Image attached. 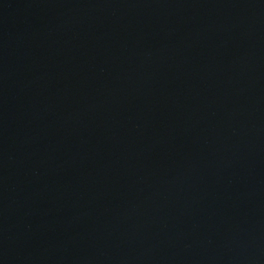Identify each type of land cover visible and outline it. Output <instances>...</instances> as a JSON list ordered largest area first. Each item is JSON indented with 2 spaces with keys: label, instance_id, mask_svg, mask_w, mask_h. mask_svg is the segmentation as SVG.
<instances>
[{
  "label": "water",
  "instance_id": "1",
  "mask_svg": "<svg viewBox=\"0 0 264 264\" xmlns=\"http://www.w3.org/2000/svg\"><path fill=\"white\" fill-rule=\"evenodd\" d=\"M0 264H264V0H0Z\"/></svg>",
  "mask_w": 264,
  "mask_h": 264
}]
</instances>
